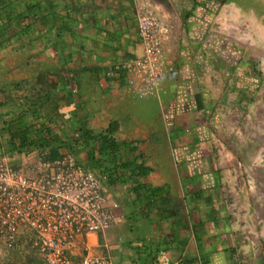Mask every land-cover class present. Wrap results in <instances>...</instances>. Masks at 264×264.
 <instances>
[{"label":"crops","instance_id":"crops-1","mask_svg":"<svg viewBox=\"0 0 264 264\" xmlns=\"http://www.w3.org/2000/svg\"><path fill=\"white\" fill-rule=\"evenodd\" d=\"M148 1L170 28L167 68L139 98L124 68L139 52L135 0H0V129L38 93L56 154L117 205L75 254L264 264V73L216 31L244 25L264 44V0Z\"/></svg>","mask_w":264,"mask_h":264},{"label":"built area","instance_id":"built-area-1","mask_svg":"<svg viewBox=\"0 0 264 264\" xmlns=\"http://www.w3.org/2000/svg\"><path fill=\"white\" fill-rule=\"evenodd\" d=\"M134 5L139 52L124 68L132 91L149 98L158 95L167 68L170 28L148 0ZM227 29L218 25L216 31L237 44V36L224 33ZM240 37L239 42L253 46L247 33ZM258 69L264 73V54ZM14 155L19 159L9 158ZM14 155L0 154V264H8L9 255L18 251H31L44 264H109L105 257L74 253L79 239L109 230L117 218V205L104 195L97 176L77 165L69 152L52 160L43 151ZM166 263L164 257L158 261Z\"/></svg>","mask_w":264,"mask_h":264},{"label":"trees","instance_id":"trees-1","mask_svg":"<svg viewBox=\"0 0 264 264\" xmlns=\"http://www.w3.org/2000/svg\"><path fill=\"white\" fill-rule=\"evenodd\" d=\"M40 105L41 98L36 93L34 97L30 98L29 106L21 108L11 120L1 122L3 127L0 129V154L2 153L1 150H5V153L9 155H20L34 150L48 151L49 154H45L48 160L56 159L59 156L56 154V145L60 141L48 137L51 129L45 123H39L42 119L40 117ZM26 118L36 121V123H24Z\"/></svg>","mask_w":264,"mask_h":264},{"label":"rangeland","instance_id":"rangeland-1","mask_svg":"<svg viewBox=\"0 0 264 264\" xmlns=\"http://www.w3.org/2000/svg\"><path fill=\"white\" fill-rule=\"evenodd\" d=\"M223 28H228V31H225V34L229 35H235L237 37H235L236 40H238V46L240 49H246L248 51V54L250 55V59L251 61L254 62L255 67L259 68V61L261 59V56L264 54V44L261 43V41L255 40L253 38V46L252 47H247L244 44H242L241 42H239V38L241 34H249V29H247L246 26L244 25H240L238 27H235V29L238 28V30L234 31L229 29L228 26L223 25ZM226 36V35H225ZM224 37V35H223ZM225 39H227V37H225ZM233 40V39H230ZM2 152V150H1ZM14 159V161L16 159H19V156L14 155V157H9ZM8 264H44L43 261L41 260V258L36 255L35 253L31 252V251H18V252H13L9 255L8 258Z\"/></svg>","mask_w":264,"mask_h":264}]
</instances>
